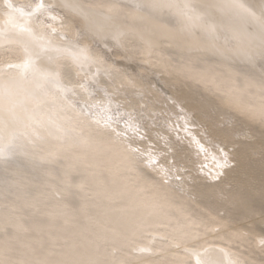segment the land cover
<instances>
[{
	"label": "bare ground",
	"instance_id": "1",
	"mask_svg": "<svg viewBox=\"0 0 264 264\" xmlns=\"http://www.w3.org/2000/svg\"><path fill=\"white\" fill-rule=\"evenodd\" d=\"M52 3L72 13L62 26L71 36V22L78 15L104 44L120 43L135 53L154 50L162 39L153 14L163 9L171 12L176 24L171 41L184 43L185 50L206 49L218 56L230 51L245 59L254 39L264 45V30L255 22L264 21V0H239L243 8L233 0H135L134 9L118 0H91L89 4L79 0H0V51L16 56L0 63V138L30 127L43 135L40 141L44 145L58 147L44 153L41 160L57 162L58 169L67 171L60 184L52 180L43 190L21 195L17 203L31 216H20L15 204L0 210V264H90L95 260L96 264H245L234 249L225 246L183 245L202 234L199 222L184 212H174L168 190L138 179L121 143L98 127L96 119L82 117L65 103L53 76L59 70L63 77L70 64H87L91 56L86 53L87 59L74 60L69 53H78L79 46L59 43L60 37H47L39 24L33 26L38 20L30 14ZM153 4L160 6L148 7ZM129 30H134V42H129ZM141 37L144 47L137 42ZM29 59L28 69L18 67ZM229 68L225 73L188 64L182 72L264 118L261 83L242 76L243 83L237 84L240 78L230 70L234 67ZM241 93H247V99ZM49 169L50 174L57 171ZM74 173L77 179L73 180ZM117 249L124 252L119 258L114 257Z\"/></svg>",
	"mask_w": 264,
	"mask_h": 264
},
{
	"label": "rangeland",
	"instance_id": "2",
	"mask_svg": "<svg viewBox=\"0 0 264 264\" xmlns=\"http://www.w3.org/2000/svg\"><path fill=\"white\" fill-rule=\"evenodd\" d=\"M118 1L126 8H135V0ZM15 5L32 8L25 2ZM40 10L30 14L38 20L32 22L35 28L39 24L47 37L56 35L62 39L59 43L79 46L77 51L84 49L91 56L87 64H70L63 77L57 70L53 80L58 93L75 113L96 119L98 127L121 143L138 179L168 190L174 212L179 210L199 222L202 234L183 245H221L234 249L245 264H264V118L182 72L188 64L225 73L230 66L240 78L237 84L243 83L244 76L261 83L259 88L264 92V45L254 39L245 59L230 51L222 56L206 49H192V53L182 48L184 43L181 46L171 41L176 24L171 12L163 9L153 14L162 39L154 50L135 53L120 43L104 44L78 15L71 22V36L62 26L72 13L55 3ZM128 33L129 42H134V30ZM137 42L144 47L142 37ZM15 59L10 51H0V63ZM241 94L247 99V93ZM106 121L111 127L104 126ZM129 124L132 127H126ZM42 137L27 127L0 138V148L8 153L6 159H0V210L15 204L20 216H31L17 203L21 195L43 190L52 180L60 184L66 177V169H58L57 162L41 160L44 153L58 149L44 145ZM52 167L57 171L50 174ZM72 178L77 179V173ZM123 254L117 249L114 257Z\"/></svg>",
	"mask_w": 264,
	"mask_h": 264
},
{
	"label": "snow or ice",
	"instance_id": "3",
	"mask_svg": "<svg viewBox=\"0 0 264 264\" xmlns=\"http://www.w3.org/2000/svg\"><path fill=\"white\" fill-rule=\"evenodd\" d=\"M233 3L237 6V7H240V8H243L244 6L242 4L239 3V0H233ZM68 7H72L71 5H67ZM160 5H149L148 7H158ZM39 7H43V5L41 4ZM185 7H187V5H185ZM246 10V9H245ZM251 15V13H250ZM255 22L257 24L260 25L261 29L264 30V21H260L259 19H255ZM70 55H72V58L74 60H81V59H87V56H86V52L84 49H80L78 53H69ZM32 61L31 59L27 60L24 65H21V66H18V67H23L25 69H28L31 65ZM10 67H17V66H10ZM97 123H99V121H97ZM105 127H111V124L110 122H105L104 124ZM126 127H132L131 124L127 125ZM114 132H115V129H112ZM117 135H121V133H116ZM126 135V133H124ZM8 157V153L3 149V148H0V159H6ZM224 159H225V163L227 162V156L226 154H224ZM152 163H156L155 160H152L151 161ZM223 166V165H222ZM262 243H264V241H262ZM208 264H211V262L209 261Z\"/></svg>",
	"mask_w": 264,
	"mask_h": 264
}]
</instances>
